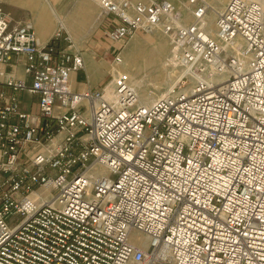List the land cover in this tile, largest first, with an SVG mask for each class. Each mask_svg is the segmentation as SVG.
<instances>
[{
	"label": "built area",
	"instance_id": "1",
	"mask_svg": "<svg viewBox=\"0 0 264 264\" xmlns=\"http://www.w3.org/2000/svg\"><path fill=\"white\" fill-rule=\"evenodd\" d=\"M97 1L110 41L159 30L191 69L150 102L126 72L76 89L83 51L0 3V264H264V0L215 32L207 0Z\"/></svg>",
	"mask_w": 264,
	"mask_h": 264
},
{
	"label": "rangeland",
	"instance_id": "2",
	"mask_svg": "<svg viewBox=\"0 0 264 264\" xmlns=\"http://www.w3.org/2000/svg\"><path fill=\"white\" fill-rule=\"evenodd\" d=\"M54 1L56 2V7L67 17L68 25L75 31L81 28L75 40H70L69 44L74 42L78 47L87 48V42L95 35L96 31H98L97 33L99 34L97 39L99 44L107 46L104 53L100 54L95 62L97 69L102 70L101 72L103 73H107L108 77L104 83L110 81L113 74L117 72H126L131 76L132 80L135 78V81L133 80L134 83L137 81L136 83H138L137 87L141 99L144 102H150L167 90V87H169L168 85L171 83L172 79H174L173 77L176 76L182 67L181 63L171 56L172 44L168 37L161 31L156 30L152 33L140 31L133 34L129 37L130 39L128 38L125 41L112 42L105 34L107 28L106 23L101 20V18H98V15L101 14L98 1ZM207 1L211 5L214 4V0ZM225 2L226 0H224L220 6L222 7L225 5L227 3ZM221 7L218 8L221 10ZM90 11L92 13H90ZM210 13L209 10L208 14ZM207 23L209 28L215 26V20L211 22L207 20ZM62 29L63 32L65 28L63 27ZM68 32L71 35L72 32ZM68 32H66L67 36L69 35ZM70 37L72 38V36ZM118 51H121L123 62L115 61V56Z\"/></svg>",
	"mask_w": 264,
	"mask_h": 264
},
{
	"label": "crops",
	"instance_id": "3",
	"mask_svg": "<svg viewBox=\"0 0 264 264\" xmlns=\"http://www.w3.org/2000/svg\"><path fill=\"white\" fill-rule=\"evenodd\" d=\"M0 3L12 14L13 18L18 21H31L34 25L36 34L41 43H48L55 39V43L59 49L65 51L82 50L85 56V68L75 72L72 76L73 86L76 89H82L89 82L92 86L98 87L107 80V73L101 72L96 68L95 62L97 57L104 53L106 45L99 44L98 31L87 42V48L78 47L74 42L69 44L71 39L70 35L67 36L69 31L68 27L64 25L65 30L62 32L61 21L67 18L56 7L54 0H0ZM61 26V27H60ZM83 28V26H82ZM81 30V28H79ZM78 30V31H79ZM76 31V35L78 33ZM72 36V35H71ZM70 37V38H69ZM69 38V39H68ZM61 56V54H59ZM9 74L16 76H23V72L20 69L23 64L16 65L15 58L9 63L4 65ZM0 81L1 80L0 78ZM5 88L8 92L12 91V88L6 86L0 82V88ZM20 100L21 107L24 111L35 114L38 113V95L28 91L17 92ZM4 100L0 98V104Z\"/></svg>",
	"mask_w": 264,
	"mask_h": 264
},
{
	"label": "bare ground",
	"instance_id": "4",
	"mask_svg": "<svg viewBox=\"0 0 264 264\" xmlns=\"http://www.w3.org/2000/svg\"><path fill=\"white\" fill-rule=\"evenodd\" d=\"M94 1H97V0H94ZM224 2V0H214V4L213 5H211L210 4V14H208L207 15V20L208 21H213V20H215V26L214 27H212V28H209L210 29V31H212V32H215V30H216V19H217V16H218V14H219V12L220 11H222L223 9H224V7H225V5H223L222 7L220 6V5H222V3ZM226 2H228V0H226ZM225 2V3H226ZM211 3H212V1H211ZM221 7V10L219 9V8ZM223 8V9H222ZM86 10V9H85ZM88 11V10H87ZM90 13H92L91 11H90ZM86 14V13H85ZM87 16V15H86ZM98 18H101V20H102V15L100 14V15H98ZM97 18V19H98ZM100 20V19H99ZM61 26L62 27H64V25L65 26H67L68 27V29H69V31L70 32H72L71 33V35H72V37H73V39L75 40V38H76V31L75 30H73L72 29V27H70L69 25H68V22H67V19L66 18H64L61 22ZM96 23H97V21H96ZM96 23H95V25H96ZM60 26V27H61ZM69 33V32H68ZM69 35H70V33H69ZM70 35V36H71ZM72 39V38H71ZM130 39V38H129ZM129 44V43H128ZM133 53H135V52H133ZM120 55H121V52H120ZM121 58H122V56H121ZM119 62H123V59L121 60V61H119ZM190 69H191V65H187V66H182L181 68H180V70L178 71V73L176 74V76L175 77H173L174 79H172V81H171V83L168 85L169 87H167V90L165 91V92H163L162 94H160V95H164V94H166L167 93V91L169 90V88L171 87V86H173L179 79H180V77L183 75V74H185V73H187V72H189L190 71ZM117 73H119V72H117ZM116 73V74H117ZM115 74V75H116ZM135 79V78H134ZM133 79V80H134ZM132 80V78H131V76H130V86H132V88H133V90L136 92V94H137V96L138 97H140V99H141V96H140V93H139V91H138V87H137V84L138 83H134V81ZM138 80V79H137ZM112 79L110 80V83H112ZM151 100V99H150ZM141 101H143L142 99H141ZM147 102V101H146ZM142 240H146V237L145 236H141L140 237Z\"/></svg>",
	"mask_w": 264,
	"mask_h": 264
}]
</instances>
